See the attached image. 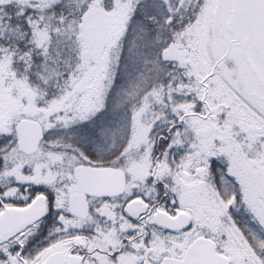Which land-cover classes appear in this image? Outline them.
<instances>
[{"label":"snow or ice","instance_id":"1","mask_svg":"<svg viewBox=\"0 0 264 264\" xmlns=\"http://www.w3.org/2000/svg\"><path fill=\"white\" fill-rule=\"evenodd\" d=\"M0 264H264V0H0Z\"/></svg>","mask_w":264,"mask_h":264}]
</instances>
